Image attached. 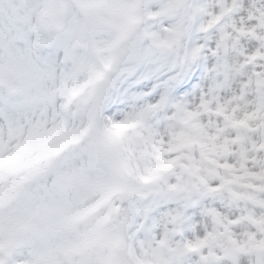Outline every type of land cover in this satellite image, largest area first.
Returning <instances> with one entry per match:
<instances>
[{"label": "snow or ice", "instance_id": "6c2138e0", "mask_svg": "<svg viewBox=\"0 0 264 264\" xmlns=\"http://www.w3.org/2000/svg\"><path fill=\"white\" fill-rule=\"evenodd\" d=\"M0 264H264V0H0Z\"/></svg>", "mask_w": 264, "mask_h": 264}]
</instances>
